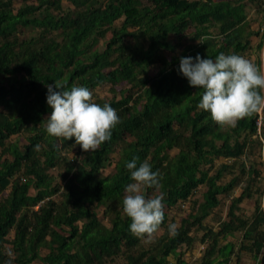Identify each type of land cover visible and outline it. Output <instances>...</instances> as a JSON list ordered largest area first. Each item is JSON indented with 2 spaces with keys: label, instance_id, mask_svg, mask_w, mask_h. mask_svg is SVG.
<instances>
[{
  "label": "trees",
  "instance_id": "trees-1",
  "mask_svg": "<svg viewBox=\"0 0 264 264\" xmlns=\"http://www.w3.org/2000/svg\"><path fill=\"white\" fill-rule=\"evenodd\" d=\"M67 1L0 0V264H242L246 253L263 264L264 126L258 112L234 127L214 122L179 65L254 53L261 70L264 28L240 26L248 3L263 10L264 0ZM55 81L116 110L99 150L47 135ZM134 157L159 172L147 195H163L164 220L151 239L133 236L123 213Z\"/></svg>",
  "mask_w": 264,
  "mask_h": 264
},
{
  "label": "clouds",
  "instance_id": "clouds-1",
  "mask_svg": "<svg viewBox=\"0 0 264 264\" xmlns=\"http://www.w3.org/2000/svg\"><path fill=\"white\" fill-rule=\"evenodd\" d=\"M179 72L190 86L203 89L198 108L209 112L221 126L234 127L239 119L264 109V71L243 56L220 53L215 59L199 54L181 57ZM46 87L51 109L45 125L49 137L60 142L74 138L75 146L91 153L111 139L120 117L109 103H96L92 91L84 86L67 89L65 83L55 81ZM40 147L35 146L37 151ZM137 160L134 157L126 163L131 182L125 187L123 213L131 220L133 236L151 239L164 220L163 195H147L148 189L160 188L159 172L147 161L137 166ZM177 227L170 224L169 234L175 235Z\"/></svg>",
  "mask_w": 264,
  "mask_h": 264
},
{
  "label": "rangeland",
  "instance_id": "rangeland-1",
  "mask_svg": "<svg viewBox=\"0 0 264 264\" xmlns=\"http://www.w3.org/2000/svg\"><path fill=\"white\" fill-rule=\"evenodd\" d=\"M19 3H20L19 1L17 3H15V6H18ZM61 3L63 5H65V6L69 5V2L67 0H61ZM248 4H249V6H251V7H249V10H248V17L249 18L244 24H242L240 26V32H241L242 35H246L249 32L250 29L256 30V29L264 28V24H261V22L264 23V20H263L264 9L262 10V8H258L256 3L249 2ZM256 43H257V38L254 36V37L251 38V44L254 46ZM254 48L255 47H253V49ZM254 50H256V49H254ZM259 55L262 57V55H263L262 52L261 53L259 52ZM243 57H245L246 59L252 61L253 59H255V54L253 53V54H251L249 56H243ZM152 70H154V67H152ZM261 70H262V65H261ZM107 86L108 85H102V86L98 87L96 92L102 97L106 96L107 92H108L107 91V89H108ZM117 88H119V85H117ZM107 96H109V95H107ZM261 160L264 162V157L262 155H261ZM105 172H107V171H105ZM240 190H241V188L237 187L235 189V194H238L240 192ZM228 203H229V200L226 199L223 202V204L221 205L220 209H219V213L222 216L225 214V211H226ZM243 205H244L245 213L247 215H250L251 212H252L253 206H254L253 200H244L243 201ZM98 213H100V217H101V211L100 210L98 211ZM213 217L212 216L208 217L207 221L210 222L213 225H216V220ZM195 246L196 247H195V249L193 250L192 253L194 254L195 257H197V256H199V253H200L199 250H201V247H200V245L198 243H196ZM186 258H187L188 261L193 260L192 257H191L190 252L187 253ZM233 261L234 260H232L231 263ZM249 261H250L249 254H247V253L244 254L243 257H242L241 263L242 264H249Z\"/></svg>",
  "mask_w": 264,
  "mask_h": 264
},
{
  "label": "built area",
  "instance_id": "built-area-1",
  "mask_svg": "<svg viewBox=\"0 0 264 264\" xmlns=\"http://www.w3.org/2000/svg\"><path fill=\"white\" fill-rule=\"evenodd\" d=\"M258 113H259V115H258L255 123L257 125V129H258V132H259L261 127L264 126V119L262 118L261 112L259 111ZM262 155L264 157V141H263V145H262Z\"/></svg>",
  "mask_w": 264,
  "mask_h": 264
},
{
  "label": "crops",
  "instance_id": "crops-1",
  "mask_svg": "<svg viewBox=\"0 0 264 264\" xmlns=\"http://www.w3.org/2000/svg\"><path fill=\"white\" fill-rule=\"evenodd\" d=\"M249 258H250V257H249ZM230 263H231V262H230ZM230 263H229V264H230ZM231 264H235V261H233ZM249 264H257V262L250 260V261H249ZM263 264H264V263H263Z\"/></svg>",
  "mask_w": 264,
  "mask_h": 264
},
{
  "label": "water",
  "instance_id": "water-1",
  "mask_svg": "<svg viewBox=\"0 0 264 264\" xmlns=\"http://www.w3.org/2000/svg\"><path fill=\"white\" fill-rule=\"evenodd\" d=\"M263 57H262V59H263V61H262V71H264V49H263Z\"/></svg>",
  "mask_w": 264,
  "mask_h": 264
}]
</instances>
